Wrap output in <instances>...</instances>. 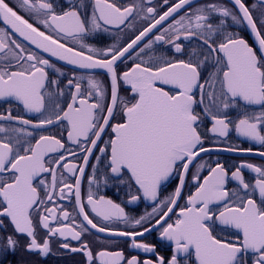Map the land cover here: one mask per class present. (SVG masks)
<instances>
[{
  "label": "snow or ice",
  "instance_id": "6c2138e0",
  "mask_svg": "<svg viewBox=\"0 0 264 264\" xmlns=\"http://www.w3.org/2000/svg\"><path fill=\"white\" fill-rule=\"evenodd\" d=\"M147 2L151 3V0ZM230 2L235 11L216 3L192 9V0H177L157 18V8H145L140 0L123 7L114 0H94L91 16L82 18L76 6L57 12L58 5H54L53 0H18V7L53 35L34 26L6 0H0V21L6 26L0 27V54H3L0 56V100L13 98L27 112L40 114L33 123L22 116H13L9 109L6 115L0 114V120L19 121L37 130H46L48 126L62 125L66 121L63 131H66L67 141L83 154L82 164L62 163L67 157L74 159L77 155L66 148L63 138L54 134H41L35 138L26 128L10 129L0 124V133H5L0 137V217L10 221L14 234L28 237L24 246L26 251L47 256L51 237L82 241L90 226L100 233L128 237L131 247L153 253L156 258L141 261L138 256L126 258L123 251L106 249L94 255L87 242L78 248L70 247L68 242L62 244L64 249L82 252L88 264H93L96 259L100 264H264V165L241 163L236 166L231 171V179L237 182V187L229 191V170L224 164L208 165V173L202 180L200 172L206 165L197 164L192 175L195 191L187 195L184 206L179 205L190 166L201 153L210 150L204 147L198 131L202 117L196 111L197 106L204 105L205 98L208 99L203 112L211 118L210 131L221 137L228 135L232 123L222 114L223 110L235 107L238 101H243L245 106L264 108V10L260 13L258 26L245 0ZM260 3L264 5V0ZM168 4L169 0H163V5ZM186 6L189 11L173 19L167 27L163 26ZM134 16L148 19L150 23L125 46L101 50L81 44V49L87 50L84 51L61 42L60 37L82 41L90 31L107 30L105 26L108 25L131 28L127 22ZM229 17L237 25L246 24L258 49L238 33L225 30ZM217 18L219 22L213 23ZM154 30L158 34L140 48ZM16 35L39 51H26V46L15 38ZM193 40L200 43L192 48L188 59L161 55L145 61L141 56L157 42L170 44L176 53H181L182 41ZM137 48L139 52H136ZM134 52L141 62L133 63L127 71L119 73L118 62L130 59ZM41 53L79 68L106 70L110 76L109 102L104 103L106 89L95 76H87V88H84L85 77H76L74 73L67 81V86L74 91L69 93L66 108H61L53 94L46 91L50 85H58L57 80L49 78L46 69L63 73ZM209 61L214 71L202 82V72ZM121 81L129 86L130 99L119 95ZM206 85L210 91H206ZM196 90H199V98ZM58 95H63V90ZM118 116L122 122L112 123ZM109 128L111 135L103 141L104 146L99 147V152L106 157V167L112 178L127 184L130 190L135 188L144 199L156 202L150 213L139 218L126 213L113 200L97 197L91 190V185L96 182L94 175L89 177L87 203L83 202L81 178L94 149ZM235 131L264 145V111L244 114L235 123ZM241 151L252 152V149ZM259 155L264 157V151ZM48 157L51 158L46 159ZM96 160L100 162L101 157L96 156ZM92 167L95 173L96 166ZM59 168L75 176V183L58 178ZM244 168L256 174L254 182L245 180ZM42 174H49L50 181L40 179ZM60 175L62 177L63 173ZM173 178L177 180L174 191L160 199L161 191ZM40 189L44 191L43 197ZM57 189L61 198L74 194L77 216L82 217L80 223L56 203ZM140 199L141 195H130L129 203ZM89 207L95 217L109 224H131L133 228L142 227L143 231H121L114 224L100 226L86 210ZM177 208L178 212L175 211ZM153 218L155 223L144 227V222L151 223ZM53 223L57 226H51ZM37 224L47 230L43 242L36 237ZM156 226L160 227L159 237L171 244V255L167 258L156 253L155 245L137 240ZM0 227H3V220H0ZM3 239L6 244L0 250L15 252L19 241L13 235Z\"/></svg>",
  "mask_w": 264,
  "mask_h": 264
},
{
  "label": "flooded vegetation",
  "instance_id": "af4514ba",
  "mask_svg": "<svg viewBox=\"0 0 264 264\" xmlns=\"http://www.w3.org/2000/svg\"><path fill=\"white\" fill-rule=\"evenodd\" d=\"M11 7L14 8L18 12V14L25 17V19H29L30 23H33L34 26L39 27L40 30L51 33L49 29H46L43 25L37 23L35 19L31 18L25 11L21 10L18 7V0H6ZM119 6H127L129 4L137 3V0H114ZM141 3L144 4V7H155L157 8V18L159 14H162L167 10V7L171 6V4L176 3L177 0H169L168 5H163V0H151V3H148L147 0H140ZM54 5L57 6V12H60L62 9L67 10L72 6H76L77 10L81 12L82 18L90 17L94 7V0H53ZM209 3H216L220 5L227 6L233 11V5L230 0H192L191 8L195 9L197 7H201L207 5ZM246 5L253 13V17L257 19L259 26V17L262 10H264V5L260 3V0H245ZM255 5V7H253ZM186 11H189L186 6L185 9L181 10L178 14L174 15V17L169 18L167 22L164 23V27H167L169 23L172 22L173 19H178L180 15H184ZM238 14V13H237ZM225 30L232 33H238L240 37L244 38L248 41V43L254 48L258 49V44L255 41L254 35L247 28L246 24L237 25L233 23L229 18H226ZM213 23H218L219 19H214ZM132 25L131 28L126 25H121L120 28L113 27L111 25L105 26L107 30L101 28L97 31H90L87 33L82 41H75L71 38L60 37L61 42L66 43L68 47L76 48L77 50L81 49V44H86L96 49H106L111 46L122 47L130 42L135 35L139 33L144 27H147L150 23L148 19H139L138 17H132L127 22ZM0 27H6L2 21H0ZM90 27V25H89ZM10 30V29H9ZM156 34H158L157 30H154L149 37H147L141 44L140 48L147 43L148 39H152ZM15 38L26 46V51L36 50L34 45L23 41L18 35ZM198 40L193 41H182L183 51L181 53H176L175 49L170 44H165L163 42H157L152 45L150 49H145V51L141 54L143 60L147 61L149 57H157V56H165L167 58H175V59H188L189 52H191L192 48L199 44ZM39 51V50H36ZM136 52H139V48H137ZM136 52L132 54L130 59H126L124 62H118L117 71L119 73H123L132 67L133 63H140V58L137 57ZM260 54L259 51L257 53ZM3 54H0L2 56ZM45 58H50L48 54L41 53ZM52 63L56 65V68H59L63 75L57 73L54 69L49 68L46 69L49 73L50 79H55L58 81V85H50L47 88V92L53 94V97L56 99V102L60 104L61 108H66L67 102L70 100V91H74V89H70L67 86V81L70 78H73V74L75 73L76 77L83 76L85 80L82 83V87L87 88V76L92 74L99 81L102 82L103 87L106 89V98L104 103L109 102L110 100V76L107 74L106 70L102 69H83L74 65L68 64L66 61H60L56 58H50ZM214 71L211 67V61H209V65L202 72V82L204 79L208 78L209 72ZM63 90V95H58L59 91ZM206 85V91H210ZM197 98H199V90H196ZM119 95L125 99L131 98V92L128 85L120 82L119 87ZM46 105L48 104V99L46 96L45 100ZM209 103L208 99L205 98L204 105H198L196 108L197 113H199L202 117V123L198 128V131L201 132L202 138L204 140V147L210 149L207 152L201 153L198 159L190 166V172L186 177L187 186L184 189L183 198L180 199L179 205L182 207L185 205L186 197L191 192L195 191L196 184L192 180V175L196 172V165L200 163H204L206 167L200 172L201 180L203 176L208 173V165L214 167L217 162L222 163L229 170V180L227 183V188L229 191L237 187V182L231 179V171L235 170L236 166H239L241 163H251L254 165H264V157L259 155L261 151H264V145L257 143L256 141L250 140L247 137L240 136L235 131V123L240 119L244 114L252 115L259 114L261 111H264L259 105H248L245 106L243 101H238L235 107H230L227 110H223L222 114L226 115L227 118L232 122L229 127V133L226 137H221L218 134H213L210 129L212 127V121L209 116H206L203 112V108L205 105ZM11 109V114L13 116H22L24 119L32 120L33 123H36L40 118L39 113H29L24 108L23 105L15 101L13 98H6L0 100V114L6 115L8 110ZM106 114V113H105ZM122 122L121 118L118 116L116 120H113L112 123ZM0 124H3L6 128H26L27 131L33 133V137L38 138L39 135H49L54 134L57 138H63V141L66 145V148L70 151L76 152L77 155L73 159L72 157H67L65 162L76 163L77 165L82 164V153H80L79 149L73 145L71 142H68L66 139V131L63 129L66 128L67 122L65 121L62 125L48 126L46 130H37L33 129L30 125L24 126L19 121H9V120H0ZM5 133H0V137L4 136ZM16 135V134H13ZM21 138H23V135ZM111 135V129L109 128L107 134L103 136V139L98 142V147L94 149L93 155L89 159V164L85 169V173L81 178V195L83 202L87 203V194L89 191V177L93 175L96 178V182L91 185V190L96 194L97 197L104 196L107 199H111L114 202L118 203L125 209V212L131 216L139 218L146 213H150L152 208L155 207V203L150 200H146L142 197V194H139L135 191V188L129 189L127 184H121L119 181L114 180L109 170L106 167L107 160L99 152V147H103L104 140L109 139ZM31 139L32 143L35 142V139ZM236 149L235 151H230L228 149ZM251 148L252 152H244L241 149ZM64 153V150H61ZM66 155V153H64ZM96 156H100V162H97ZM48 157L46 159H49ZM93 165L96 166V171L93 173ZM61 172L63 176L61 177ZM243 176L246 181L254 182L255 173H253L250 169L244 168L242 169ZM58 178L66 179V182L70 184L75 183V176L71 173H68L66 169L59 168L57 171ZM76 175H79L77 172ZM47 179L50 181L51 177L49 174H42L40 179ZM177 186V180L173 178L170 182H167V186L165 189L161 191L160 199H164L171 192L174 191ZM40 195L43 197L44 191L40 189ZM130 195H141V199L135 202L129 203ZM259 201V196L257 194L256 197ZM56 203L64 209H67L72 217L77 219V223H80L82 217L77 216V210L75 206V196L74 194H68L67 198L59 197V192L57 189V198ZM49 207L52 205L49 204ZM89 211L90 215L94 217V222L98 223L100 226H109L111 227L113 224L118 230L121 231H137L142 232L143 228L140 226H136L133 228L131 224H124L121 222H112L109 224L101 220L99 217H95L94 214L91 213L90 207L86 209ZM179 211V208L175 210ZM175 219V215L172 217ZM38 219V218H37ZM0 220H3V227H0V249L5 247L6 241L3 237L8 235H13L15 239L19 241V245L16 248L15 252L12 251H3L0 250V264H88L86 256L82 252H72L69 249H64L62 244L68 242L70 247L78 248L81 243L87 242L93 254L106 249L108 251H123L126 258H130L131 256H138L141 261L144 259H153L155 260V255L153 253H145L142 249H135L131 247V239L128 237L122 236H114L109 233H100L95 229H91L89 226V231L82 236V241H74L69 237L67 241L63 238L54 236L50 238V253L47 256H41L37 253H30L25 250V245L28 242V237L26 235H16L14 234L13 226L10 221L6 218L0 217ZM70 223L71 221H67ZM155 223V218L151 220V223L148 221L144 222V227H151L152 224ZM51 226H57L56 223H53ZM160 227L156 226L153 230L144 233L143 236L137 237L139 242L153 244L156 246V253L159 255L165 256L166 258L171 255V244L168 241H164L159 237ZM47 236V230H44L40 225L37 224L36 227V237L38 240L43 242V239ZM194 260V258H193ZM93 264H100L98 259L94 260Z\"/></svg>",
  "mask_w": 264,
  "mask_h": 264
}]
</instances>
